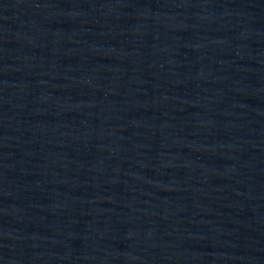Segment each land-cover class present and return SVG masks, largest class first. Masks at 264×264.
Returning <instances> with one entry per match:
<instances>
[{
    "label": "water",
    "instance_id": "1",
    "mask_svg": "<svg viewBox=\"0 0 264 264\" xmlns=\"http://www.w3.org/2000/svg\"><path fill=\"white\" fill-rule=\"evenodd\" d=\"M0 264H264V0H0Z\"/></svg>",
    "mask_w": 264,
    "mask_h": 264
}]
</instances>
